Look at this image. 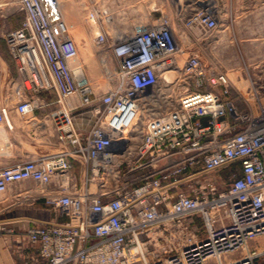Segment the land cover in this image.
<instances>
[{
	"label": "built area",
	"instance_id": "2783aa9c",
	"mask_svg": "<svg viewBox=\"0 0 264 264\" xmlns=\"http://www.w3.org/2000/svg\"><path fill=\"white\" fill-rule=\"evenodd\" d=\"M175 1L182 24L198 31L195 39L217 28L213 1L199 0L188 11L189 3ZM20 8L25 17L6 40L25 86L34 92L55 88L60 98L79 92L90 103L91 85L70 65L78 47L58 0H20ZM98 40L107 42L102 32ZM179 40L162 14L109 44L120 61L121 82L102 95L108 115L132 126L141 100L149 95L153 101L160 92L166 69L168 82L176 73L170 83L181 78L186 85L176 105L147 119L136 144L116 125L96 124L82 134L70 111L60 109L53 118L63 150L0 167V192L25 179L45 186L57 176L68 183L75 156L89 164L92 175L123 171L114 189L77 187L46 198L68 216L28 229L48 264H261L264 246L251 241L264 235V109L241 110L226 96L228 74L208 67ZM37 103L26 92L15 107L29 113ZM0 121L10 124L5 106ZM220 169L227 175L208 176ZM181 183L187 189H171ZM100 185H107L104 177ZM220 204L229 216L221 224L211 216ZM195 214L204 220V236L187 229V218Z\"/></svg>",
	"mask_w": 264,
	"mask_h": 264
},
{
	"label": "rangeland",
	"instance_id": "374dc122",
	"mask_svg": "<svg viewBox=\"0 0 264 264\" xmlns=\"http://www.w3.org/2000/svg\"><path fill=\"white\" fill-rule=\"evenodd\" d=\"M75 1L78 3L80 0ZM198 1L199 0H183L182 2H184V4H190V6L187 5L188 7L185 5L186 11H188L196 5ZM211 1L217 6L219 24L217 28L203 40L195 39L198 34L197 30L187 28L182 24L175 0H87V3L94 7L89 9H92L94 13L96 9L101 12L108 11L109 14L113 15L121 29L127 26L132 30L134 24L135 30H132L129 34L127 33L125 36L132 35L137 31V28L144 25L143 23L145 21L139 20L142 14L149 16V24L160 15H166L169 17L176 35L178 37L180 36L179 41H182L181 43L185 45L187 51L193 50L197 52L208 67L228 74L229 92L226 93V96L234 100L241 110L258 113L261 109H264V0ZM0 2L3 3V5L0 6L1 106H5L9 109L13 103L17 102L23 95H26V92L33 101H37L42 97H47L51 99L52 103L57 105L54 106V108L51 106L48 111L50 115L48 121L52 126H54L53 113L60 109H67L70 111L75 128L82 133V131H85L84 124L82 123L85 118L82 117L86 115L82 112L92 110L93 123L90 125L87 132L96 124L105 126L116 125L117 127H121L131 137L134 136L133 142L136 144L148 118L160 113L164 114L168 109L176 105L178 97L172 100L169 105H166L167 102L164 101V106L161 110H152V104L154 103L149 99L148 95L146 100H141L139 117L134 120L132 126L125 123L120 116L114 118L108 115L102 103V95L106 90L115 89L120 85L121 65L119 59L109 46L110 43L117 40L114 39L113 34H110L104 22V18H102L103 15L100 17V24L102 26L101 32L106 36L107 42L95 41V54L103 72V76L98 80L100 87H94V78L88 77L87 79L93 90V95L91 97L92 101L86 103L82 99L81 102L70 106V96L60 98L55 88L38 92L29 90L25 86L24 78L18 70L16 61L12 56L6 40L7 32L15 29L21 24L25 17V12L20 8V0H0ZM177 76L178 74L173 73L171 81L175 80ZM106 82L109 84V87L103 88V83ZM20 88H23L22 92ZM75 157L79 159V162H84L80 157ZM117 170L118 169H115L113 172L106 171V173L100 175H92L89 173V180L87 179V182L84 183L82 190L100 192L104 189H114L118 187L119 184H122L124 179L122 175L123 171L119 174ZM227 172L228 171H225V169H220L208 175L218 176L221 173L224 177L227 175ZM103 177L106 181V186L100 185ZM129 186L132 187L131 185ZM28 187L30 186L24 188ZM38 204L42 203L38 202ZM196 215L198 214H195L194 217ZM195 220L199 229L194 227L191 223H187L189 224L187 229H193L196 232L198 229L199 232L197 233L202 236L206 226L204 220L201 216L195 217ZM251 245L264 246V235L258 236L256 239L252 240ZM260 262L264 264V258H261Z\"/></svg>",
	"mask_w": 264,
	"mask_h": 264
},
{
	"label": "crops",
	"instance_id": "0c3cea01",
	"mask_svg": "<svg viewBox=\"0 0 264 264\" xmlns=\"http://www.w3.org/2000/svg\"><path fill=\"white\" fill-rule=\"evenodd\" d=\"M37 101V106L29 113L19 112L15 107L16 102L13 103L8 109L10 124L0 121V167L54 155L63 150L64 144L57 136L55 124L52 126L48 121L49 108L57 105L47 97ZM82 113L86 114L82 117L85 118L82 121L85 127L82 134H86L93 123V111L86 110ZM71 160L72 176L68 183L61 184L57 176L45 186L33 179H25L11 184L4 194H0V264H48L40 254L39 243L30 239L28 229L37 224L68 220L67 215L48 205L46 198L82 187L87 182L89 164L80 163L74 157ZM26 186L30 187L24 188ZM176 188L187 189V185L181 183L171 189ZM197 216L201 215L195 217ZM195 217L192 215L187 221L197 227ZM206 233L205 226L203 235ZM68 264L80 263L70 261Z\"/></svg>",
	"mask_w": 264,
	"mask_h": 264
},
{
	"label": "bare ground",
	"instance_id": "6f19581e",
	"mask_svg": "<svg viewBox=\"0 0 264 264\" xmlns=\"http://www.w3.org/2000/svg\"><path fill=\"white\" fill-rule=\"evenodd\" d=\"M1 5H3L2 2H0V6ZM58 5L61 9L65 21L68 24V27L70 28V34L75 40L78 47V56L73 59V61H71L70 65L72 68L76 69L77 75L80 79L85 80V78L88 79V77L94 78V87L99 88L100 86L98 80L103 76V72L102 67L95 54V41H98V35L101 34L102 30V26L100 24V17H102L103 15L102 18H104V22L110 34H113V37L116 40L124 39L127 33L129 34L132 30H135V25L133 24L134 28L132 30H130L131 28H128L127 26L124 29L119 28L113 15L109 14L108 11L103 10L104 12H101L96 9L94 13L92 9L89 10L90 8L94 7L88 5L87 0H80L78 3L75 0H58ZM139 20L143 22L145 21L143 23L144 25L149 24L148 15L142 14L139 17ZM170 75L171 70L169 69H166L161 73V86L158 88V91L160 92L158 94L156 93L155 96H157L153 98L154 104H152V110H161V108L164 106V101L167 102L166 105H169L170 102H172V100L177 99L180 93L185 89V82H183L181 78L173 83L168 82L166 79ZM171 79L169 81H171ZM106 87H109V84H107V82L103 83V88ZM22 90L23 88H20L21 92ZM81 101L82 97L80 93L76 92L70 96L69 104L70 106H73L74 104L79 103ZM118 132L121 133L120 131ZM2 194L3 192L1 193V195ZM211 216L216 217L218 219L219 224L226 223L227 221H229V216L227 215V208L226 206L221 204L217 205L214 208L211 213Z\"/></svg>",
	"mask_w": 264,
	"mask_h": 264
}]
</instances>
